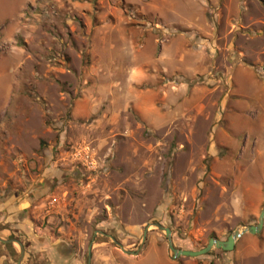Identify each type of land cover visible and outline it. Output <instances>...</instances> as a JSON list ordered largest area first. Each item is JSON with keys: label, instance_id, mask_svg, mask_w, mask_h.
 Listing matches in <instances>:
<instances>
[{"label": "rangeland", "instance_id": "374dc122", "mask_svg": "<svg viewBox=\"0 0 264 264\" xmlns=\"http://www.w3.org/2000/svg\"><path fill=\"white\" fill-rule=\"evenodd\" d=\"M262 209L264 0H0V237L21 264L170 257L152 224L199 250ZM175 260L264 264V223Z\"/></svg>", "mask_w": 264, "mask_h": 264}, {"label": "water", "instance_id": "95a60500", "mask_svg": "<svg viewBox=\"0 0 264 264\" xmlns=\"http://www.w3.org/2000/svg\"><path fill=\"white\" fill-rule=\"evenodd\" d=\"M263 223H264V209H262L260 211L256 225H250L247 227H243L242 230L236 229L226 238V240H223V241L215 239V238H210V239H208L207 244L199 250H189V249L176 248L172 243L170 228L164 227L160 223H154L152 225L157 227L159 230H162L165 232V237L167 239V247H168V251L170 253V257H171V259H177L179 257L195 258V257L204 256L207 253H209L210 251H212L213 249H219L222 251L230 252L234 249L236 241L239 238H241V236H243L244 234H246V233H249L252 235L258 234L260 232V230L262 229ZM148 227H149V225H147L144 228L142 240H144L146 237ZM106 236L109 237L111 239V241L122 252H124L128 255H136L137 254V251L126 250L112 236H110V235H106ZM0 242H2L3 244H10V243L18 244L19 255H18V259H17V264H21L23 257H24V247H23L22 243L15 240V239H3L1 237H0ZM91 247H92V243H90L88 246L87 255H86V264H91Z\"/></svg>", "mask_w": 264, "mask_h": 264}, {"label": "crops", "instance_id": "0c3cea01", "mask_svg": "<svg viewBox=\"0 0 264 264\" xmlns=\"http://www.w3.org/2000/svg\"><path fill=\"white\" fill-rule=\"evenodd\" d=\"M175 52L176 51L169 50V48L165 49L164 54L162 56L163 58L162 61H164L163 62L164 64L166 63V61H169L165 65L166 69H168V67L172 69V67L174 68L175 65H178L179 63L182 65L184 64L182 58L176 62L177 55ZM259 149H262V148H259ZM259 149H256V150L253 149V152L260 151ZM117 258L120 259V257H117ZM95 259L96 258L94 256V262L96 261ZM106 263L109 264V262H106ZM138 264H179V263H178V260L176 261L175 259H171L167 255L165 250L156 249L154 248V246H152L151 249H148L146 253L139 259Z\"/></svg>", "mask_w": 264, "mask_h": 264}, {"label": "trees", "instance_id": "16d2710c", "mask_svg": "<svg viewBox=\"0 0 264 264\" xmlns=\"http://www.w3.org/2000/svg\"><path fill=\"white\" fill-rule=\"evenodd\" d=\"M5 247H9V246H11L10 244H3Z\"/></svg>", "mask_w": 264, "mask_h": 264}, {"label": "bare ground", "instance_id": "6f19581e", "mask_svg": "<svg viewBox=\"0 0 264 264\" xmlns=\"http://www.w3.org/2000/svg\"><path fill=\"white\" fill-rule=\"evenodd\" d=\"M243 228H239V230H242Z\"/></svg>", "mask_w": 264, "mask_h": 264}]
</instances>
